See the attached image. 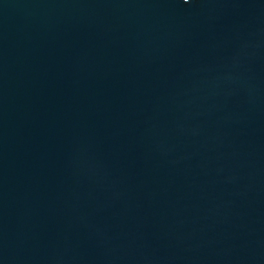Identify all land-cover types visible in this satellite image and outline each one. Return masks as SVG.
I'll return each instance as SVG.
<instances>
[{
    "label": "water",
    "instance_id": "water-1",
    "mask_svg": "<svg viewBox=\"0 0 264 264\" xmlns=\"http://www.w3.org/2000/svg\"><path fill=\"white\" fill-rule=\"evenodd\" d=\"M0 264H264V0H0Z\"/></svg>",
    "mask_w": 264,
    "mask_h": 264
}]
</instances>
